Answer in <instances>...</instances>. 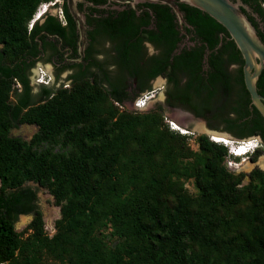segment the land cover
Masks as SVG:
<instances>
[{"label": "trees", "instance_id": "1", "mask_svg": "<svg viewBox=\"0 0 264 264\" xmlns=\"http://www.w3.org/2000/svg\"><path fill=\"white\" fill-rule=\"evenodd\" d=\"M44 1L0 0V263L264 264V170L256 168L242 185L244 174L225 162L229 145L200 134L199 149L191 148L189 135L172 130L159 110L132 113L115 106L130 96H116L99 79L56 90L44 85L33 98L30 65L22 63L34 36L29 22ZM263 1L243 0L264 41L257 22L264 21ZM181 4L203 15L202 24L225 30V61L244 66L222 24ZM162 72L174 80L166 67L154 74ZM16 79L23 89L13 101ZM236 82L229 73L191 76L202 100L196 113L205 114L213 129L237 139L259 135L264 145V116L245 79ZM258 89L264 95V69ZM23 123L38 126L29 140L11 134ZM191 178L197 198L186 193ZM29 181L47 188L60 206L52 236ZM20 214H33L27 236L15 228Z\"/></svg>", "mask_w": 264, "mask_h": 264}, {"label": "flooded vegetation", "instance_id": "2", "mask_svg": "<svg viewBox=\"0 0 264 264\" xmlns=\"http://www.w3.org/2000/svg\"><path fill=\"white\" fill-rule=\"evenodd\" d=\"M78 7L85 15V43L67 0L36 18L32 46L22 63V67L30 65L33 98L40 96L42 88L39 93L33 91L32 76L39 82L36 69L42 67L48 71L47 86L52 89L72 85L74 80L90 79L95 83L99 79L116 96L129 95L124 104L131 105L140 95L154 90L155 81L161 78L158 95L161 93L163 98L158 100L209 123L204 113H196L202 108V100L196 87L190 86V77L196 73L209 79L229 73L234 85L239 77L244 78V66L225 61L227 56L220 51L226 49L223 38L227 32L202 24L203 15L188 12L181 3L183 21L171 6L148 0H79ZM252 12L251 8L248 13L253 16ZM257 22L263 28L264 21ZM164 67L174 80H169L168 72L154 74ZM16 81L18 91H22V82ZM257 137L262 141L261 136Z\"/></svg>", "mask_w": 264, "mask_h": 264}, {"label": "rangeland", "instance_id": "3", "mask_svg": "<svg viewBox=\"0 0 264 264\" xmlns=\"http://www.w3.org/2000/svg\"><path fill=\"white\" fill-rule=\"evenodd\" d=\"M42 70V77L45 78L46 80L49 79V75H48V71L45 67H42L41 69H36V73H38V77H41V74L39 75V71ZM37 78H35L34 76H32V84H33V91L35 93H39V91L41 90V88L43 87L42 84H40L39 82L36 81ZM163 81L161 78H158L155 83H154V90H151L150 93L152 94H157L158 95V86H160V84H162ZM70 83H67L66 85H63L61 87H67V86H71L68 85ZM20 86H18L17 81L14 80L13 86H12V92H11V100H15L16 96V89H19ZM155 100H152L151 102H149L148 106L146 109L144 110H135L132 108V106L129 103H125V106L123 107L122 105H119L117 102L114 103L115 106H119V108L121 110H123L124 108L129 110L132 113H148L152 110H159V114L162 115L163 117V121L165 124L169 125V121L170 120H175L178 124H180L181 126L192 130L194 133H192V135H189L188 137V143L191 146V148L198 150L199 146L197 144L196 138L198 135L200 134H207V132L205 130H200L197 126L198 125H204L206 127V125L211 128V126H209V123L207 120H205L204 118H198L195 117L193 115L187 114L186 112L184 113L183 111H178V110H174L172 108H169L166 103L161 100H158L159 97L163 98L161 93H159V95L157 96ZM36 99H38V96H35ZM159 105L162 106L161 109H159ZM216 125H221V123L219 121H214ZM38 130V126L35 124H28V123H23L20 124L16 127H14L11 130V134L15 135V136H20L24 139H31L32 136L35 134V132ZM219 132H222L223 134H229L227 135L229 137V140H231L230 143L228 144H232V142H236L235 140H237L236 137H234L231 133L224 131V130H219L216 129ZM208 135V134H207ZM211 139H213L212 136H209ZM252 137H257V136H252ZM250 138V137H249ZM215 140V139H214ZM223 143V142H222ZM230 149V146L228 147V151ZM227 158L226 157V165H227ZM232 159L234 161H236L237 163H239L241 166V168L238 171H233L232 168H230V166H228V168L233 171L235 174H244L243 175V180H242V185L244 184H248L251 181V176L250 174L256 169V168H260L262 170H264V148H261L259 150V152L256 154H252L251 156H242V157H237V156H232ZM26 186H30L32 187L37 194V199H36V204L38 206V209H40L43 213V218L45 221V225L46 226V230L49 233V228L51 227V225L55 224V221L61 216V210H60V206H58L55 202V198L54 196L50 193V191L45 188V187H41L39 186L37 183L33 182V181H29L25 184ZM185 187H186V193L187 196L190 198H197L200 195L199 192V188L197 187L195 180L193 178L191 179H185ZM23 217H25V222H23ZM33 219V214H23L20 215L18 220L15 223V228L18 232H21L24 234V236H27V233H30L31 230H28V226L29 223L32 221Z\"/></svg>", "mask_w": 264, "mask_h": 264}, {"label": "water", "instance_id": "4", "mask_svg": "<svg viewBox=\"0 0 264 264\" xmlns=\"http://www.w3.org/2000/svg\"><path fill=\"white\" fill-rule=\"evenodd\" d=\"M70 12L74 16L81 39L86 42L87 26L85 15L78 7L79 0H67ZM144 1V0H136ZM170 5L181 21L184 20L179 3H186L199 8L222 24L240 49L244 63V79L250 92L252 103L264 116V95L259 92L258 80L264 69V41L249 17V5L243 0H148ZM256 15V14H255ZM83 49H81L82 51ZM210 131L219 132L209 128ZM222 133V132H220ZM209 136L210 133L207 132ZM229 135V134H227Z\"/></svg>", "mask_w": 264, "mask_h": 264}, {"label": "built area", "instance_id": "5", "mask_svg": "<svg viewBox=\"0 0 264 264\" xmlns=\"http://www.w3.org/2000/svg\"><path fill=\"white\" fill-rule=\"evenodd\" d=\"M61 1L62 0H48V1H44L40 3L36 12L33 15V18L29 22V30L30 31L32 30L35 24L36 18L46 13L49 10V8L57 6L59 3H61ZM262 6L264 8V1L262 2ZM59 11L60 12L62 11V7H59ZM39 80H40L39 81L40 84L49 85V81L46 80L45 78L42 77ZM18 86L20 85L18 84ZM152 95H153L152 93L146 92L140 95L139 97H137L134 103L130 105L135 110H144L147 108L151 98L153 97ZM122 106L124 107L125 104H123ZM168 123H169V127L172 130L179 131L182 134L192 135V133H194L192 130L187 129L181 126L180 124H178L175 120H170ZM235 141L236 142H232V144L230 145L229 154L227 158V165L230 166V168H232L233 171H238L241 168L240 167L241 165L237 163L236 161H234L232 159V156H237V157L251 156L252 154L257 152V150L264 148V145L259 137L237 139ZM46 226L47 224L45 225V227ZM55 232H56V227H55V224H53L49 228L48 234L52 236ZM0 264H4V263H0Z\"/></svg>", "mask_w": 264, "mask_h": 264}, {"label": "bare ground", "instance_id": "6", "mask_svg": "<svg viewBox=\"0 0 264 264\" xmlns=\"http://www.w3.org/2000/svg\"><path fill=\"white\" fill-rule=\"evenodd\" d=\"M40 81V80H39ZM200 130H205L206 132L210 133V135L213 137V139H215L216 141H220V142H227L230 143L231 140H229V137L226 134L220 133V132H216V131H210L207 129V127H205L204 125H198L197 126ZM25 217H23V222H25Z\"/></svg>", "mask_w": 264, "mask_h": 264}, {"label": "clouds", "instance_id": "7", "mask_svg": "<svg viewBox=\"0 0 264 264\" xmlns=\"http://www.w3.org/2000/svg\"><path fill=\"white\" fill-rule=\"evenodd\" d=\"M42 73V70H40L39 71V75ZM40 78H42V74H41V77ZM229 146H230V144H228Z\"/></svg>", "mask_w": 264, "mask_h": 264}, {"label": "crops", "instance_id": "8", "mask_svg": "<svg viewBox=\"0 0 264 264\" xmlns=\"http://www.w3.org/2000/svg\"><path fill=\"white\" fill-rule=\"evenodd\" d=\"M44 86V85H43Z\"/></svg>", "mask_w": 264, "mask_h": 264}]
</instances>
